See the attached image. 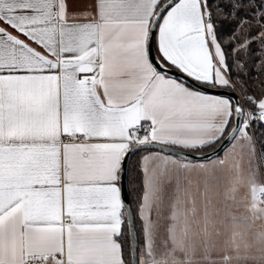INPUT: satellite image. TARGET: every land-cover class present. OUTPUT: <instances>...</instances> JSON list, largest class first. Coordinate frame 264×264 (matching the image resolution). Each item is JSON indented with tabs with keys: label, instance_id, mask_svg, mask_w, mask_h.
<instances>
[{
	"label": "snow or ice",
	"instance_id": "snow-or-ice-1",
	"mask_svg": "<svg viewBox=\"0 0 264 264\" xmlns=\"http://www.w3.org/2000/svg\"><path fill=\"white\" fill-rule=\"evenodd\" d=\"M249 65L264 0H0V264H264Z\"/></svg>",
	"mask_w": 264,
	"mask_h": 264
},
{
	"label": "trees",
	"instance_id": "trees-1",
	"mask_svg": "<svg viewBox=\"0 0 264 264\" xmlns=\"http://www.w3.org/2000/svg\"><path fill=\"white\" fill-rule=\"evenodd\" d=\"M253 48H255V45H253ZM235 78H236V73L233 72V80H235ZM243 79L245 80L244 87L247 89L249 94L258 95L261 89H264V73L259 72L251 65H249L248 76L243 77ZM236 90L240 94L241 88L239 85H237ZM252 131L257 147L262 151H264V124H261L260 122L253 123ZM215 146L210 148H205L203 152L210 150ZM141 153L142 152H137L132 154L129 158L127 165L126 185H127L130 206L132 207L134 214L138 206L139 197L142 194V174H141V165L139 162V155ZM133 219H134L136 239L138 242V240L141 238V222L139 219L135 217V215Z\"/></svg>",
	"mask_w": 264,
	"mask_h": 264
},
{
	"label": "water",
	"instance_id": "water-1",
	"mask_svg": "<svg viewBox=\"0 0 264 264\" xmlns=\"http://www.w3.org/2000/svg\"><path fill=\"white\" fill-rule=\"evenodd\" d=\"M225 94H231L233 99L235 100L236 98H239V94L237 91L235 92H231L230 90H226ZM229 144H227L226 142L223 143V146H221L220 144L216 145L214 148L201 152V153H192V155L194 156H198V157H207V158H211L213 156H217L219 155ZM158 147V146H157ZM167 151V149L165 150ZM176 155H181L182 151L181 149H174ZM131 156V155H130ZM130 156L127 157L126 163L124 165L125 171L123 173V178L121 180V187H122V198L125 201L126 204L130 205V201H129V196H128V191H127V185H126V174H127V165H128V161ZM135 228V227H134ZM131 247L132 248H136L137 247V239H136V234L135 231L131 236Z\"/></svg>",
	"mask_w": 264,
	"mask_h": 264
},
{
	"label": "crops",
	"instance_id": "crops-1",
	"mask_svg": "<svg viewBox=\"0 0 264 264\" xmlns=\"http://www.w3.org/2000/svg\"><path fill=\"white\" fill-rule=\"evenodd\" d=\"M86 2V0H69V5H70V10H73V11H75V10H77L78 8H80V7H82L83 6V4ZM229 146V145H228ZM227 146V147H228ZM226 147V148H227ZM225 148V149H226ZM224 149V150H225ZM224 150L218 155V156H213V157H211V158H208V159H218V158H223V157H225V155L226 154H222L223 152H224ZM148 153H146V152H142L140 155H139V162H140V165H141V167H142V160H141V158L143 157V156H145V155H147ZM181 158H183L182 156H181Z\"/></svg>",
	"mask_w": 264,
	"mask_h": 264
},
{
	"label": "rangeland",
	"instance_id": "rangeland-1",
	"mask_svg": "<svg viewBox=\"0 0 264 264\" xmlns=\"http://www.w3.org/2000/svg\"><path fill=\"white\" fill-rule=\"evenodd\" d=\"M236 91H237V90H236ZM237 92H238V91H237ZM238 94H239V92H238ZM239 96H240V94H239ZM249 132H250V134L253 136L252 126H251V128L249 129ZM253 137H254V136H253ZM229 147H230V146H228V147L224 150V152H223L222 154H226V153H227V150L229 149ZM256 149H259V148L257 147V145H256ZM238 150H239V149H237V151H238ZM260 150H261V149H260ZM261 151H262V150H261ZM262 152H264V151H262ZM217 156H218V155H217ZM256 163L259 164L258 157H257V159H256ZM243 195H244L243 192L239 193V194L237 195V199L239 200L240 197L243 196ZM239 211H240V212H244V211H245L243 205L240 206ZM261 227H262V226H261L260 222H257V224L255 225L256 230L259 231V230L261 229Z\"/></svg>",
	"mask_w": 264,
	"mask_h": 264
},
{
	"label": "built area",
	"instance_id": "built-area-1",
	"mask_svg": "<svg viewBox=\"0 0 264 264\" xmlns=\"http://www.w3.org/2000/svg\"><path fill=\"white\" fill-rule=\"evenodd\" d=\"M261 153H262V151L260 149H257V157H258L259 164H261V161H260V154ZM261 168H262V170H264V164H261Z\"/></svg>",
	"mask_w": 264,
	"mask_h": 264
}]
</instances>
